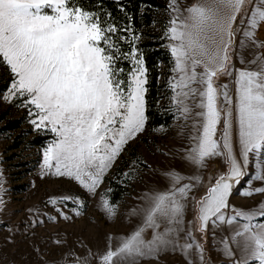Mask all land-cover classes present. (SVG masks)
Returning <instances> with one entry per match:
<instances>
[{
  "label": "rangeland",
  "instance_id": "rangeland-1",
  "mask_svg": "<svg viewBox=\"0 0 264 264\" xmlns=\"http://www.w3.org/2000/svg\"><path fill=\"white\" fill-rule=\"evenodd\" d=\"M168 2L176 117L148 130L143 63L112 78L92 13L0 0V264H264V45H244L264 0L237 21L212 3L191 35ZM45 129L36 161L25 142ZM117 165L129 192L111 204Z\"/></svg>",
  "mask_w": 264,
  "mask_h": 264
},
{
  "label": "trees",
  "instance_id": "trees-1",
  "mask_svg": "<svg viewBox=\"0 0 264 264\" xmlns=\"http://www.w3.org/2000/svg\"><path fill=\"white\" fill-rule=\"evenodd\" d=\"M66 6L93 14L102 32L99 46L108 57L112 78L129 83L137 60L142 61L146 77L145 127L148 130L169 127L176 117V111L170 84L174 60L168 48L171 22L168 0H66ZM7 72L9 68L3 63L2 76ZM7 87L8 83L3 82L0 92ZM21 123V118L11 120L3 130H20ZM41 132L43 135L31 133L25 142L27 147L33 149L36 161L46 147V138L54 137L49 129ZM17 144L15 148L19 146ZM126 151L137 157L134 146H129ZM21 165L25 166L27 162ZM128 178L123 165H117L104 177L107 183L106 195L111 204L119 203L128 194ZM259 220H264V214Z\"/></svg>",
  "mask_w": 264,
  "mask_h": 264
},
{
  "label": "crops",
  "instance_id": "crops-1",
  "mask_svg": "<svg viewBox=\"0 0 264 264\" xmlns=\"http://www.w3.org/2000/svg\"><path fill=\"white\" fill-rule=\"evenodd\" d=\"M179 1L181 8H184L183 12L181 13V17H182L181 27L183 30H185V27H187V33L191 35L192 29L195 28L196 20L200 18V13L204 9L208 8V6H210L212 3L225 2L226 0H179ZM234 1H236L235 3L238 5V16L236 18L237 21L240 12L247 4V0H234ZM251 14H252V16H250L251 18L249 17L246 22V25L248 24L247 27L250 29V32L247 37V43L244 45H264V9L260 8L256 10L252 8ZM171 22H170V26H171ZM243 61H244L243 62L244 65H246V59H244ZM253 67L259 69L264 74L263 67L260 68L259 65L257 64H253ZM255 68H248V70H254Z\"/></svg>",
  "mask_w": 264,
  "mask_h": 264
},
{
  "label": "water",
  "instance_id": "water-1",
  "mask_svg": "<svg viewBox=\"0 0 264 264\" xmlns=\"http://www.w3.org/2000/svg\"><path fill=\"white\" fill-rule=\"evenodd\" d=\"M233 30H234V28H233ZM232 34H233V31H232ZM232 38H233V36H232Z\"/></svg>",
  "mask_w": 264,
  "mask_h": 264
}]
</instances>
